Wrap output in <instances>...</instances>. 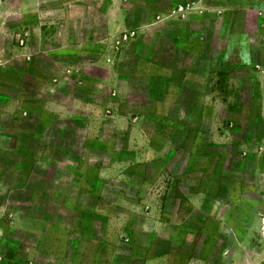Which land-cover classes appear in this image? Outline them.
Masks as SVG:
<instances>
[{
  "label": "rangeland",
  "instance_id": "1",
  "mask_svg": "<svg viewBox=\"0 0 264 264\" xmlns=\"http://www.w3.org/2000/svg\"><path fill=\"white\" fill-rule=\"evenodd\" d=\"M222 1L0 0V262L264 264V0L216 39ZM138 40L170 77L128 75Z\"/></svg>",
  "mask_w": 264,
  "mask_h": 264
},
{
  "label": "crops",
  "instance_id": "2",
  "mask_svg": "<svg viewBox=\"0 0 264 264\" xmlns=\"http://www.w3.org/2000/svg\"><path fill=\"white\" fill-rule=\"evenodd\" d=\"M228 1L229 0H223L221 2V5H211L210 4V6L207 5V7H204L205 10H209V12L215 11L217 13V19L219 20V25L220 26L218 28L217 35H215L216 39H223V38L228 37V35H227L228 31H226L225 28H226V25L230 23V20H229V17H228V12L230 10L236 9L239 12V11H241V9L242 10H246V9H250V8L255 9V8L261 6L259 0H238L239 2L231 3V4L230 3L228 4ZM157 15H159V16H158V19L155 21L154 18ZM155 16H151L152 20H151V18H149L150 20L142 22L140 24V26H138V27H140L139 29H142L141 31H145L146 28H148L149 26H151V25H153L155 23L165 22V18H167V17H165L166 14H165L164 10L163 11H158V13ZM127 19L128 18L126 16H124L123 18H121L118 21H115L113 19H108L106 21V27H105L106 28V36H105V38H108V36H107L108 34H110V35L114 34V31L116 29L117 30L118 29H126L127 31L132 30L131 24H130V22H127ZM257 19L259 20V17ZM173 22L175 23L177 21L173 20ZM205 26L202 27L199 30L190 29L187 32V34H186L187 36H185V37L187 38L186 40L188 41V44H186V45H188V47H187L188 49L189 48L190 49L196 48L197 46H196L195 42L204 39L203 35L207 32V29H206ZM141 31H138V32H141ZM166 33H167V35H166V37H163V39H172V40L175 39V40L179 41L178 39H180V37H179L180 29L174 28L171 32L168 30ZM239 34H240L239 36H242L243 38L247 37L246 34L243 33V32H240ZM259 35L260 34H258V37H257L258 39L257 40L260 41L261 40V36L259 38ZM105 38H101V39H97V40H92L91 39L93 41L92 43H93L94 47L92 49H89L87 51V54H89L91 52V53H94V54L97 55L98 59L93 64H96L97 66H100L102 68L107 69L108 70L107 78L109 77L112 80V82H113V83L112 82H109V83L116 87L117 78H116V74L114 72L115 67H116V62H114V59L116 60L117 53L115 51L112 52L113 50H110L109 55H110L111 58H113V60L111 62H108V61L104 60V56L106 57V55H108L106 53V47L104 45V43L106 42ZM135 38H137V37H135ZM130 41L126 44V50H127L126 51V57L128 56L126 58V60L128 58H129V60H132L131 67H130V69L128 71V75H131L133 77H138V78L150 79L151 83L153 82L155 77L158 80H162L165 77H167V78L170 77V73H171L170 68L171 67L166 65V63H164V62H161L159 60H154V58H152V56L154 55L155 52L159 56H160L161 52H165V48L164 47L161 48V45H160L159 41H158V44L156 46L152 47L156 51H153L151 49H150V51H147L148 50V49L146 50V46L147 45H145L144 41H139L138 40L134 44H132V42H130ZM127 45H128V47H127ZM176 45H177L176 42H174L172 47L166 48V51H168L167 52L168 55H175L176 54L175 53ZM224 48H226V47H224ZM102 53H103V57H101ZM192 54H198L197 49L195 50V52H192ZM221 54H224V53L221 52ZM123 81L124 82H126V81L128 82L127 76L124 77ZM262 83H263L262 85L264 86V82H262ZM108 113H109V110H108ZM104 116H111V115L104 114ZM254 202L255 203H253V205L255 207L253 209L254 210L256 209V210L253 211V216L256 219V217H258V214L262 213L261 212L262 210L260 211V209H259L260 208V206H259L260 202H257V200H255ZM263 218H264V215H262L260 217L261 220H263ZM253 226H254V228L256 226V229H257V227L259 225H257V223H256ZM260 227L262 228V230H264V224L263 223H262V225H260ZM246 228L247 227H245V228L244 227H240L241 230L242 229L244 230ZM94 255H100V254L94 252ZM76 258H77V256H75V255H73L72 258H71V260L76 262V264H89V262L91 260H93V262H90V263H94V259H93L94 257H92V259H91V257H86L83 260L76 259ZM129 258H130L131 262H132V260L135 261L136 259H138L135 256H134L135 259H132L131 256ZM5 260L6 261H2L0 263L1 264H10V261H9L8 257L5 258ZM138 260H141V258L138 259ZM147 260H148V257H144L141 260V262H143L142 264L147 262ZM97 262L103 263V264H116L114 258H112V259L107 258V259H104V260H101V258H100V260L98 259Z\"/></svg>",
  "mask_w": 264,
  "mask_h": 264
}]
</instances>
